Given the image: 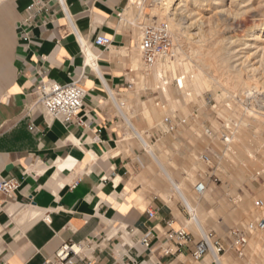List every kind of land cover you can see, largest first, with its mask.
<instances>
[{"label": "crops", "instance_id": "1", "mask_svg": "<svg viewBox=\"0 0 264 264\" xmlns=\"http://www.w3.org/2000/svg\"><path fill=\"white\" fill-rule=\"evenodd\" d=\"M40 1L29 24L32 0L0 1V180L18 184L11 196L0 192V264H49L67 242L82 246L76 264H249L255 233L246 234L242 257L230 233L261 221L255 180L224 167V175L204 180L202 233L221 240V263L211 254L193 262L192 245L167 241V232L181 227L197 241L178 204L129 187L132 160L120 145L113 101L130 86L124 60L115 55L135 42L123 21L130 0ZM97 37L109 38L111 48L97 47ZM45 81L84 89L81 126L32 109ZM140 194L143 209L134 204Z\"/></svg>", "mask_w": 264, "mask_h": 264}, {"label": "rangeland", "instance_id": "2", "mask_svg": "<svg viewBox=\"0 0 264 264\" xmlns=\"http://www.w3.org/2000/svg\"><path fill=\"white\" fill-rule=\"evenodd\" d=\"M175 1L176 0H174V2ZM242 1L244 3H242ZM263 1L264 0H223V6L215 8L209 5L201 7L194 4L191 0H186V2L181 3V5L185 6V8L182 7L181 9L184 12H172L175 17L177 15V18H175L170 12L174 22L178 24L177 27H172L171 25L168 26L170 27L169 30L172 35V48H174L173 46H179L180 50L182 49V52H187L183 56L185 63L192 62L191 64H187L189 66L194 65L192 61L193 58L190 53L192 49L202 48L207 51L209 48L215 49L219 47L222 49V55H224V57L227 55L225 57L226 62L224 61L222 63V67L225 69L227 68V71H230V73L233 74L237 72L239 73L241 70L240 73L244 74H241V77H244V81L247 78L251 80L249 81V79H247L245 82H251L250 86L248 83L245 88L242 87L241 90L239 88L237 91H230L231 94L229 91H225L231 97L228 94L227 96L226 94L221 96L222 93H225L224 90L222 92L219 87L215 86L214 89H203L196 96L188 97L185 100L181 90L176 87L175 81H171V72L168 71V74L166 73L165 77L167 78V81H169V85L166 87L172 98H169L168 100L163 93L159 90L153 89L152 87V71L154 66H143L144 64L142 60H140V67L138 71L130 72L131 63L128 57L129 51L120 49L117 53H115L119 59L124 60L122 63L127 68V76L130 82V86L126 92L120 94L119 96H115L117 104L120 106L121 112L123 111L122 113L128 119L130 118L129 120L136 126V128H139H137V130L141 133L143 132L142 136L145 137L162 166L161 168L150 156V154L146 152V149L142 146L140 141H138V138H136L130 131L125 119L121 114H118L120 117V127L123 132L120 145L122 149L125 150L126 156H129L132 160L130 182L133 183L134 186L139 187L140 193L147 199L157 197L159 199L169 201V204H178V206L181 207L182 212H184L183 214H186V218L183 219L184 224L189 228L196 240L201 237V232L196 227L194 220L191 218L192 216H197V221L202 228L203 196L196 194L194 187L199 181L204 182L205 180V183L207 184V175L219 178L224 175V168H226L229 173L239 172L242 177L249 178L257 182L259 186V194L255 197V200H261L264 203V48H261L264 45L260 42L264 39V32L261 31L259 33L260 41L257 44L260 48L258 47V51L257 49L241 50L240 48L242 47L239 46L240 42H237V44L233 43L234 40H241V43L246 42V40L250 38L252 31L256 30L255 26L260 25L264 21ZM129 7H131L129 9H131L134 13L130 16L126 11L124 20H126L125 22L127 23V26L134 32V43L137 44V40L139 38L138 35L140 36V29L138 27L149 25L155 21V19L151 18V15L153 9L157 7V4L152 3L151 0H142V13L140 14L138 13V10L135 9V5H131ZM174 8H176V6ZM260 15L263 16L261 17ZM199 29L201 31H199ZM176 34L178 36L180 35V40L182 39L180 43H175L176 41L174 40V36H176ZM221 41H223V43ZM213 44L215 45L213 46ZM227 50L231 53H226ZM232 50H234V52H232ZM235 50L240 53H235ZM243 52L245 54H243ZM241 55H246L248 57L245 59L243 66L240 64L241 60H235ZM170 59L174 61L175 57L170 55ZM233 61L234 63H232ZM231 63L234 65L232 66ZM248 68L251 69V72L248 71L250 70ZM243 70H247V74L242 72ZM144 71H147V75H144ZM179 72L180 68L177 69V74H179ZM248 73H250V77ZM137 75L139 77L135 78ZM149 75L150 77L152 76V78H150ZM133 76L137 79V81L134 80V83L135 81L137 83H135V85L130 81ZM213 76H218V74L214 73ZM253 78L255 81H253ZM187 81L186 83L188 84ZM258 82L261 83V85ZM253 83L257 85L255 86L254 84L252 86L253 91L256 92L254 94V92L251 91L252 94L249 96L246 94V88L252 89L251 85ZM254 87H256L257 90L254 89ZM173 95L175 96L173 97ZM245 95H247L246 97L248 99ZM170 99L172 101H170ZM180 100L183 102L181 103ZM231 100L232 103L230 102ZM168 102H174V105L175 102L176 104L178 103V105H175L173 112L167 105ZM218 102L219 104H217ZM181 105H183V107ZM163 107H165L164 113L159 119H157L158 121L154 120L148 124L145 123L148 122L146 119L143 118L142 120V116L144 117L145 114L144 110H151L152 108H158V110H160ZM222 107L226 109L224 110ZM260 108L263 109L260 110ZM141 111H144V113H141ZM181 112L185 114L183 115ZM223 115L228 120L225 118L223 120ZM167 119L172 121L173 127L171 130L168 129V132L164 131L162 132L163 134H157L161 124L165 125ZM182 122L184 123L182 124ZM261 126L263 128H261ZM205 129H208L211 132V136H209ZM224 137L230 139L231 141L224 142ZM209 153L215 154L218 157L217 159L213 157L215 166H207L200 160V157L203 154ZM221 167L224 168L221 169ZM189 174L191 177L187 176ZM166 175L172 181L182 184L183 194L186 199L189 197L188 201L191 208L194 210L192 213L187 209V206L184 204L179 194L173 189ZM213 186L214 184L212 182L211 187ZM141 194L139 197L142 198ZM141 209H143V207H141ZM258 216L261 218L260 220H264V206L258 209ZM262 230L263 232H261ZM262 230L254 232L256 236V246L254 248V258L249 264H264V229Z\"/></svg>", "mask_w": 264, "mask_h": 264}, {"label": "bare ground", "instance_id": "3", "mask_svg": "<svg viewBox=\"0 0 264 264\" xmlns=\"http://www.w3.org/2000/svg\"><path fill=\"white\" fill-rule=\"evenodd\" d=\"M1 1V0H0ZM144 1V0H143ZM194 4H197V5H199V6H201V7H203V6H213V7H215V8H220V7H222L223 6V0H191ZM231 1V0H230ZM238 1V0H237ZM182 2H186V0H176L175 2H174V0H158L157 2H156V4H157V7H155L154 9H153V12H152V15H151V18L152 19H155V22L157 23V22H164L167 26H169V25H171L172 27H177L178 26V24H176L175 22H174V20H173V18L171 17L172 15H174V13H172L173 11H181V13L182 12H184L183 10H181L182 9V7H184L185 8V6H183V5H181V3ZM261 2V1H260ZM264 2V1H263ZM242 3H244L243 1H242ZM262 3V2H261ZM193 4V5H194ZM133 6V5H135V9L136 10H138V13L140 14V13H142V0H139V1H136V0H130L129 1V4H128V8H127V12H128V14L130 15V16H132V14L134 13V12H132L131 11V9H129V8H131V7H129V6ZM185 5V4H184ZM187 5V4H186ZM243 5V4H242ZM176 6V8H174ZM170 12L172 13V15L170 14ZM150 13V12H149ZM177 13V12H176ZM259 13H260V11H259ZM125 15V14H124ZM261 16V15H260ZM263 16V15H262ZM261 16V17H262ZM124 17V16H123ZM174 17H175V15H174ZM188 17V16H187ZM175 18H177V15H176V17ZM262 19V18H261ZM176 20V19H175ZM123 21H124V19H123ZM126 21V20H125ZM180 21V20H179ZM122 22V21H121ZM191 24V23H190ZM142 25V24H141ZM140 25V26H141ZM256 27V30H253L252 31V33L250 34V38L249 39H247L246 40V42H242L241 43V40H234L233 41V43H236L237 44V42H240V45L239 46H241L242 48H240L241 50H251V49H257V51H258V47H259V45L257 44L259 41H260V38H259V33L261 32V31H263L264 32V21L260 24V25H256L255 26ZM139 29L141 28V27H138ZM170 28V27H169ZM178 30V29H177ZM176 30V31H177ZM174 31V30H173ZM199 31H201L200 29H199ZM187 32V31H186ZM180 33V32H179ZM201 33V32H200ZM203 33V32H202ZM175 34V33H174ZM187 34V33H186ZM180 36V35H179ZM179 36L176 34V36H174L175 38H174V40L176 41L175 43H180V41L182 40H180V38H179ZM200 36V35H199ZM199 36H197V37H199ZM204 36V35H203ZM138 40H137V44L136 43H134V44H132V46L129 48H127V49H124V51H129L128 52V57H129V59H130V63H131V67H130V72H136V71H138V69H139V67H140V60H141V56H140V53H139V50H138V43H139V39H140V36L138 35ZM203 38V37H202ZM231 40V39H230ZM202 41L204 42V40L202 39ZM222 43H223V41H221ZM261 43H263L262 45H264V39L263 40H261L260 41ZM219 43V42H218ZM191 44V43H190ZM177 45H179V44H177ZM215 44H213V46H214ZM174 48H172V50H171V53L170 54H168V55H166V56H163V57H161V58H159L158 59V61L153 65L154 66V69H153V71H152V76H153V84H152V87H153V89H155V90H159L161 93H163L164 95H165V97H167V99L169 100V98H171V96L169 95V93H168V91H167V87L166 86H168L169 85V81H167V78L165 77V74L168 72V71H170L171 72V81H175V83H176V87L178 88V89H180L181 90V92H182V94H183V96L185 97V100L188 98V97H194V96H196L197 94H199L203 89L205 90H207V88H215V86H217V87H219L220 88V90H222V92H223V90H224V92L225 91H232V92H234V91H237V89H239L240 88V90H241V88L243 87V88H245V86L249 83L248 81V83H246L245 81L247 80V79H249V78H247L245 81H244V77L242 78L241 77V74H243V73H240L241 72V70H240V75H239V73L237 72V73H230V71H227V68L225 69L224 67H222V63L225 61L226 62V56L224 57V55H222V49H220L219 47L218 48H215V49H211V48H209L207 51L206 50H204V49H202V48H196V49H192L191 50V57L193 58H191L192 59V61H193V63H194V65H192V66H189L188 64H191L192 62L191 61H189V62H191V63H185L184 62V60H183V56H184V54H186V53H184V52H182V49L180 50V47L179 46H173ZM188 48V47H187ZM260 48V47H259ZM261 48H264V46L263 47H261ZM184 49H186V48H184ZM231 50V49H230ZM262 50V49H261ZM138 52V53H137ZM229 51L227 50L226 51V53H228ZM232 52H234V50H232ZM238 51H236L235 50V53H237ZM225 53V52H224ZM231 52H229V54H230ZM238 53H240V52H238ZM237 53V54H238ZM188 54H189V52H188ZM243 54H245L244 52H243ZM247 54V53H246ZM170 55H173L174 57H175V60L174 61H172L171 59H170ZM240 55V54H239ZM248 55H250V54H248ZM252 55H253V53H252ZM252 55H250V56H252ZM255 55V54H254ZM172 57V56H171ZM235 57V56H234ZM189 58V57H188ZM237 58V57H236ZM248 57L246 56V55H244V56H240V57H238V59H235V60H241L240 62V64L243 66V63L245 62V59H247ZM187 60H190V59H187ZM227 60H228V58H227ZM231 60V59H230ZM234 60V61H235ZM229 61V60H228ZM234 61L232 62V63H234ZM247 61V60H246ZM89 64H93V59L91 58H89L88 57V61H87ZM231 63V64H232ZM224 64H226V63H224ZM239 64V65H240ZM251 64V63H250ZM234 64H232V66H233ZM246 65V64H245ZM244 65V66H245ZM144 66V65H143ZM231 66V65H230ZM231 66V67H232ZM241 66V67H242ZM225 67H227V66H225ZM228 67H229V65H228ZM238 67V66H237ZM178 68H180V72H179V74H177V69ZM251 68V67H250ZM250 68H248V69H250ZM152 69V68H151ZM231 69V68H230ZM241 69V68H240ZM243 69V68H242ZM229 70V69H228ZM238 71H239V69H238ZM247 71V70H246ZM246 71H242V72H245L246 73ZM249 72H251V69L250 70H248ZM247 71V72H248ZM253 71V70H252ZM169 72V73H170ZM254 72V71H253ZM214 73H217L218 74V76H213V74ZM168 74V73H167ZM247 74V73H246ZM250 73H248V75H249ZM253 74V73H252ZM144 75H147V71H144ZM244 75V74H243ZM242 75V76H243ZM254 75H255V73H254ZM152 76L150 77V75H149V77L150 78H152ZM167 76V75H166ZM247 76V75H246ZM251 76H253V75H251ZM139 76L137 75V77H135V78H138ZM248 77V76H247ZM249 77H250V75H249ZM262 77V76H261ZM134 78V76L133 77H131V79H130V81L132 82V83H134V80H136L137 81V79H135ZM256 78V77H255ZM169 79V78H168ZM251 79H252V77H251ZM188 82V84L186 83V81ZM262 80V79H261ZM136 81H135V83H136ZM144 81V80H143ZM249 81H251L250 79H249ZM253 81H255V79L253 78ZM263 81V80H262ZM261 81V82H262ZM260 82V81H259ZM258 82V83H259ZM135 83H134V85H135ZM257 83V84H258ZM263 83V82H262ZM137 84V83H136ZM150 84V85H151ZM250 84H251V82L249 83V86H250ZM255 83H253L252 85H251V87L254 85ZM260 85H261V83H259ZM264 85V84H263ZM144 86H145V84H144ZM255 86H257L256 84H255ZM170 87V86H169ZM147 88V87H146ZM169 89V88H168ZM171 89V88H170ZM247 90H246V94L247 95H251L252 93H251V91L252 92H254L253 91V87H252V89H250V88H246ZM254 89H256V87H254ZM245 90V89H244ZM257 90V89H256ZM259 90H260V88H259ZM243 91V90H242ZM264 91V90H263ZM173 92V91H172ZM213 92H215V91H213ZM221 92V91H220ZM239 92V91H238ZM256 92V91H255ZM255 92H254V94H255ZM159 93V92H158ZM258 93V92H257ZM157 94V93H156ZM171 94V93H170ZM173 94V93H172ZM176 94V93H175ZM226 94V96H227V94L228 93H222L221 94V96L222 95H225ZM230 94H231V92H230ZM245 94V93H244ZM113 95V94H112ZM229 95V94H228ZM237 95H239V94H237ZM247 95H245V97L247 96ZM175 95H173V97H174ZM201 96V95H200ZM230 96V95H229ZM228 96V97H229ZM233 96H234V94H233ZM242 96H244V95H242ZM254 96V95H253ZM259 96V95H258ZM231 97V96H230ZM236 97V96H235ZM239 97V96H238ZM183 98V97H182ZM220 98V97H219ZM240 98L242 99V97L240 96ZM247 98V97H246ZM259 98V97H258ZM166 99V100H167ZM172 99V98H171ZM170 99V101H172ZM176 99V98H175ZM225 99V98H224ZM223 99V100H224ZM248 99V98H247ZM255 99V98H254ZM264 99V98H263ZM183 100V99H182ZM182 100H180L181 101V103L183 102ZM193 100H194V98H193ZM221 100V99H220ZM233 100V99H232ZM232 100L230 101L231 103H232ZM157 101V100H156ZM174 101V100H173ZM176 101H177V99H176ZM179 101V100H178ZM222 101V100H221ZM227 101V100H226ZM114 103H115V106L119 109V113L122 115V117L125 119V122H126V124L128 125V127H129V129H130V131L132 132V134L136 137V138H138V141H140V143L142 144V146L146 149V152L148 153V154H150V156L154 159V161L162 168V166L160 165V161L158 160V158H157V156L153 153V150L151 149V147H150V145H149V143L147 142V140L145 139V137H143L142 136V133L140 132V131H138L137 130V128H136V126L121 112V110H120V106L117 104V101H116V98L114 99V101H113ZM193 102V101H192ZM229 102V101H228ZM234 102V101H233ZM236 102V101H235ZM174 103V102H173ZM172 102H168V106L170 107V109H171V111L173 112V109L175 108V105H178V103L176 104V102H175V105L173 104ZM181 103H179V104H181ZM186 103V102H185ZM184 103V104H185ZM190 103V102H189ZM200 103V102H199ZM221 103V102H220ZM224 103V102H223ZM222 103V104H223ZM217 104H219V102L217 103ZM222 104H220V105H222ZM156 105V104H155ZM203 105V104H202ZM157 106V105H156ZM162 106V105H161ZM182 107H183V105H181ZM227 106V105H226ZM147 107H148V105H147ZM177 107H179V106H177ZM165 107H163V108H161L160 110H158V108L157 109H155V108H152L151 110H147L146 108V110H144L145 111V114H144V117L142 116V120H143V118L144 119H146V121H148V122H145V123H151V122H153L154 120H157V119H159L160 117H161V115L164 113V109ZM236 108V107H235ZM222 109H226V108H223L222 107ZM229 109V108H228ZM263 108H260V110H262ZM144 111L142 112L141 111V113H144ZM187 111V110H186ZM238 111V110H237ZM168 112H170V111H168ZM179 112V111H178ZM182 113V112H181ZM180 113V114H181ZM187 113V112H186ZM235 113V112H234ZM247 113V112H246ZM253 113V112H252ZM255 113H257V112H255ZM169 114V113H168ZM183 114V113H182ZM181 114V115H182ZM185 114V113H184ZM183 114V115H184ZM189 114V113H188ZM242 114V113H241ZM249 114V113H248ZM250 114H251V112H250ZM170 115V114H169ZM174 116V115H173ZM187 116V115H186ZM262 116V115H261ZM129 117V116H128ZM146 117V118H145ZM172 117V116H171ZM223 117V120H224V115L222 116ZM242 117V116H241ZM174 118V117H173ZM264 118V117H263ZM226 119V118H225ZM256 119V118H255ZM192 120V119H191ZM226 120H228V119H226ZM245 120V119H244ZM158 121V120H157ZM192 122V121H191ZM227 122V121H226ZM229 123V122H228ZM246 123V122H245ZM183 124V123H182ZM248 124V123H247ZM147 125V124H146ZM232 125V124H231ZM249 125V124H248ZM150 126V125H149ZM152 126V125H151ZM236 126V125H235ZM160 127H163V124H161V126ZM260 127V126H259ZM157 128H159V127H157ZM182 128V127H181ZM194 128V127H193ZM234 128V127H233ZM261 128H263L262 126H261ZM139 129V128H138ZM226 129V128H225ZM257 129V128H256ZM141 130V129H140ZM206 130V129H205ZM258 130V129H257ZM167 131V130H166ZM255 131V130H254ZM168 132V131H167ZM232 135V134H231ZM240 136V135H239ZM229 137V136H228ZM237 137H238V135H237ZM244 137V136H243ZM240 138V137H239ZM242 139V138H241ZM249 139V138H248ZM231 140L230 139H228L226 142H230ZM238 141V140H237ZM241 141V140H240ZM232 146V145H231ZM233 146H235V145H233ZM239 146V145H238ZM228 147V146H227ZM171 152V151H170ZM169 153V152H168ZM169 155H170V153H169ZM194 155V154H193ZM197 155V154H196ZM161 156V155H160ZM166 157V156H165ZM190 157V156H189ZM196 157V156H195ZM199 158V157H198ZM192 160H194V159H192ZM191 160V161H192ZM196 160H197V158H196ZM196 166V165H195ZM195 168V167H194ZM189 171V170H188ZM191 171V170H190ZM189 173V172H188ZM187 173V174H188ZM193 173V172H192ZM167 176V175H166ZM187 176H190V174L189 175H187ZM191 177V176H190ZM195 177V176H194ZM194 177H192V178H194ZM146 178V177H145ZM167 178H168V181L170 182V184H171V186L173 187V189L179 194V196L182 198V200H183V202H184V204L187 206V209L192 213L194 210L191 208V206H190V203H189V201H188V198L186 199V197L184 196V194H183V186H182V184H180V183H176V182H174V181H172L168 176H167ZM187 178V177H186ZM185 181V180H184ZM130 183V182H129ZM136 184H137V182H136ZM129 187L131 188V189H133L135 186H134V184L133 183H130L129 184ZM184 193H186V192H184ZM134 204L135 205H137V206H140L139 207V209L141 208V206L143 205L144 206V202H142V198L141 197H138L136 200H135V202H134ZM138 208V207H137ZM187 210V211H188ZM188 211V212H189ZM194 215V214H193ZM196 215V214H195ZM197 218V216H192V220H194V222H195V225H196V227L199 229V231L201 232V234H202V228H201V226H200V224L198 223V218ZM261 232H263V230L261 231ZM206 234V233H205ZM217 237V236H216ZM260 240V239H259ZM263 241V240H262ZM264 243V242H263ZM258 244V243H257ZM259 245H261V244H259ZM263 246V245H262ZM261 246V247H262ZM262 249V248H261ZM212 258V257H211ZM210 260V259H209ZM211 260H213V258L211 259ZM222 260H224V259H222ZM221 260V261H222ZM226 260V259H225ZM227 261V260H226ZM264 261V260H263ZM262 261V262H263ZM218 262V261H217ZM219 262H220V260H219ZM262 262H260V263H262ZM221 263V262H220ZM218 264V263H217ZM226 264V263H225Z\"/></svg>", "mask_w": 264, "mask_h": 264}, {"label": "built area", "instance_id": "4", "mask_svg": "<svg viewBox=\"0 0 264 264\" xmlns=\"http://www.w3.org/2000/svg\"><path fill=\"white\" fill-rule=\"evenodd\" d=\"M151 1L152 3H156L158 0ZM59 2L61 3V0ZM41 8L42 4L40 0H32V3L27 8L26 23L29 24L40 12ZM139 31L140 39L138 50L144 66H153L159 58L171 53L172 35L169 27L165 23H156L154 21L149 25L141 26ZM94 44L97 47L107 50L111 48L112 41L106 37H97ZM35 95L36 98L32 103V109H40L49 118L60 120L64 124H71L73 122L79 126L83 124L79 114L83 107L85 91L79 83L59 84L53 81H45L39 84ZM172 127V121L167 119L166 124L160 127L157 134H163L162 132L168 129L171 130ZM206 132L211 136V132L208 129ZM227 140L224 137V142ZM213 157L215 159L218 158L215 154H203L200 160L207 166H215ZM17 189L18 184L15 181L0 180V192L6 196H11ZM204 189V182L200 181L194 187V191L198 195H202ZM255 206L261 208L264 206V203L258 200ZM147 214L149 218H152L154 211H148ZM262 229H264V222L261 220L248 224L244 232L235 230L230 233L232 241L231 248L238 257L243 256V250L247 244L246 234H251ZM149 238L150 234H145L140 241L141 244L148 247ZM166 239L176 246L192 245L190 256L193 262L201 261L208 254H211L214 260L218 261L225 252L221 240L214 235L202 233L201 237L197 241H194L193 236L186 227H181L177 230L170 229L166 234ZM81 250V244L73 242L63 243L55 252L54 260L49 264H76V260L81 255Z\"/></svg>", "mask_w": 264, "mask_h": 264}]
</instances>
